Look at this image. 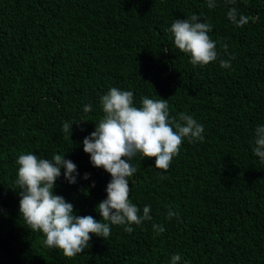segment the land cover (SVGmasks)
<instances>
[{"label":"trees","instance_id":"obj_1","mask_svg":"<svg viewBox=\"0 0 264 264\" xmlns=\"http://www.w3.org/2000/svg\"><path fill=\"white\" fill-rule=\"evenodd\" d=\"M215 2L210 9L207 0H0V264H171L175 254L177 264H264V162L253 152L264 126V0ZM231 7L255 20L237 27ZM193 14L211 24L217 42L219 58L207 66H193L170 31ZM113 87L132 91L136 107L145 96L168 99L170 119L192 116L204 140L185 138L167 171L155 158L134 157L129 199L140 215L150 206L152 219L111 225L106 239L90 234L89 247L69 258L20 216L17 160L65 155L78 182L69 184L62 169L54 194L74 214L101 221L97 206L112 177L93 167L83 140ZM71 121H84L72 136L63 132Z\"/></svg>","mask_w":264,"mask_h":264},{"label":"clouds","instance_id":"obj_2","mask_svg":"<svg viewBox=\"0 0 264 264\" xmlns=\"http://www.w3.org/2000/svg\"><path fill=\"white\" fill-rule=\"evenodd\" d=\"M207 3L210 9L216 7L215 0H207ZM226 3L235 4V0H226ZM227 18L237 27L255 20L239 13L235 7L229 8ZM170 31L175 47L191 56L193 66H207L218 60L217 42L209 35L212 26L201 22L196 14L188 19H176ZM223 47L226 51L227 45ZM219 63L222 68L231 67L229 60L220 59ZM101 105L103 117L95 125V130L83 140L84 152L90 155L93 167L102 168L112 177L106 188L107 198L97 206L101 221L90 215L74 214L73 204L54 194L62 169L69 184L78 182L77 165L65 159V155L53 154L52 159H46L29 152L20 155L17 160L20 216L31 230L44 234L42 243L46 247L58 248L69 258L89 247L90 234L106 239L111 225H141L152 219L150 206H145L143 215H140V209L129 199V178L137 172V168L130 163L134 157L140 154L143 158H155V167L167 171L173 157L179 155L185 138L189 142L204 140V126L192 116L181 114L179 119L183 123L170 119L168 99L145 96L141 106L136 107L132 91L113 87L101 97ZM90 111V105L84 107L85 113ZM80 123L84 121L65 122L63 132H71L72 136V126ZM253 152L264 162V126H257L255 130ZM89 177L90 174H84L85 180ZM92 187H95L94 182ZM175 215L174 211L168 212L169 218ZM153 229L157 234L165 231L162 225H153ZM124 230L131 233L133 228L126 226ZM180 260L181 256L175 254L171 264Z\"/></svg>","mask_w":264,"mask_h":264}]
</instances>
